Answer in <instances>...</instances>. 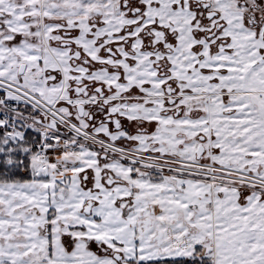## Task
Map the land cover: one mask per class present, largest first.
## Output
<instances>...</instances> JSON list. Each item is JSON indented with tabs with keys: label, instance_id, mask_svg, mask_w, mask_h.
Instances as JSON below:
<instances>
[{
	"label": "snow or ice",
	"instance_id": "snow-or-ice-1",
	"mask_svg": "<svg viewBox=\"0 0 264 264\" xmlns=\"http://www.w3.org/2000/svg\"><path fill=\"white\" fill-rule=\"evenodd\" d=\"M0 264H264V0H0Z\"/></svg>",
	"mask_w": 264,
	"mask_h": 264
}]
</instances>
